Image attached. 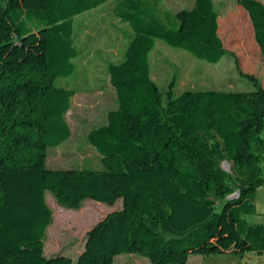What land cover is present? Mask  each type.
<instances>
[{"label": "trees", "instance_id": "obj_1", "mask_svg": "<svg viewBox=\"0 0 264 264\" xmlns=\"http://www.w3.org/2000/svg\"><path fill=\"white\" fill-rule=\"evenodd\" d=\"M109 0H0V264H113L124 254L150 264H186L190 255L264 253V225H248L264 185V88L162 94L150 76L156 41L216 65L230 55L212 0L176 13V27L155 14L158 0H120L113 9L133 37L124 60L109 64L117 106L87 135L102 170H51L48 149L71 135L65 116L80 55L73 19ZM264 58V4L235 0ZM154 7V8H153ZM152 9V11L150 10ZM166 15V14H165ZM173 22V23H174ZM172 86V85H171ZM231 164L226 174L221 164ZM49 192L66 209L90 200L122 208L86 235L76 261L45 258L52 223ZM241 264V263H238Z\"/></svg>", "mask_w": 264, "mask_h": 264}, {"label": "rangeland", "instance_id": "obj_2", "mask_svg": "<svg viewBox=\"0 0 264 264\" xmlns=\"http://www.w3.org/2000/svg\"><path fill=\"white\" fill-rule=\"evenodd\" d=\"M24 1L28 2L10 0L13 5L18 3L20 7L24 6ZM119 1L109 0L73 19L74 42L80 53L73 61L76 71L71 77L54 82L56 87L76 93L65 116L71 135L60 147L48 149L46 166L51 170H102L101 159L86 138L92 130L106 123L108 112L117 106L108 66L124 60L126 47L133 37L130 28L113 14ZM259 1L264 4V0ZM212 2L219 14V36L224 47L235 54L238 65L230 55L216 65L208 64L186 51L156 41L149 57L150 76L162 94L170 89L175 96L185 91H253L252 82L240 77L237 66L242 73L256 77L264 88V58L255 44L246 12L235 0ZM193 4L194 0H158L155 14L167 27L175 28L176 13L192 9ZM221 169L230 174L231 164L224 162ZM256 198L257 207L261 210H256L257 215L253 219L264 223V191ZM45 200L52 215L43 249L47 259L62 255L76 261L84 249L88 231L107 215L122 208V200L113 206L86 200L80 209L70 210L61 206L49 192L45 193ZM253 219L248 222L253 223ZM245 254L251 256L248 252ZM228 260L229 257L222 254L209 257L190 255L186 264H224ZM113 264L150 262L140 255L124 254L115 257Z\"/></svg>", "mask_w": 264, "mask_h": 264}, {"label": "crops", "instance_id": "obj_3", "mask_svg": "<svg viewBox=\"0 0 264 264\" xmlns=\"http://www.w3.org/2000/svg\"><path fill=\"white\" fill-rule=\"evenodd\" d=\"M259 1V0H258ZM264 191V185L257 190L256 192V195H255V200H254V207H255V214L253 215H250L246 218V222L248 225H258V224H261V225H264V223H259V220H256V219H253V217L255 215H257L256 213V210L258 209L257 207V196L260 195V193ZM258 210H261V209H258ZM262 212V211H261ZM249 219H253V223H249L248 220ZM248 254H250L251 256H246V254H244V256L242 257V259H238L236 257H234L231 252H227L225 254H222V255H226L229 257V260L227 261V263H224V264H238V263H241V264H264V253L262 254H255L253 252H248Z\"/></svg>", "mask_w": 264, "mask_h": 264}]
</instances>
